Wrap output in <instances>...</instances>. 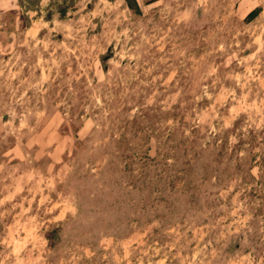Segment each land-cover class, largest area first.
<instances>
[{
    "label": "rangeland",
    "instance_id": "374dc122",
    "mask_svg": "<svg viewBox=\"0 0 264 264\" xmlns=\"http://www.w3.org/2000/svg\"><path fill=\"white\" fill-rule=\"evenodd\" d=\"M0 264H264V0H0Z\"/></svg>",
    "mask_w": 264,
    "mask_h": 264
}]
</instances>
